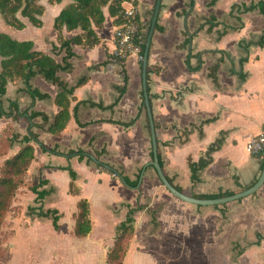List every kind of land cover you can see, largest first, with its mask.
I'll return each mask as SVG.
<instances>
[{"label": "crops", "instance_id": "obj_1", "mask_svg": "<svg viewBox=\"0 0 264 264\" xmlns=\"http://www.w3.org/2000/svg\"><path fill=\"white\" fill-rule=\"evenodd\" d=\"M156 1L135 0L136 20L143 33L149 32ZM261 1L216 0L208 6L210 0H161L156 23L159 30H154L149 49L147 94L161 168L171 185L185 196L197 200L231 197L251 188L260 177L264 154L251 156L246 145L264 132V46L256 45L264 34V16L257 11L233 16L230 12L235 5ZM39 4L44 9L39 18L41 28L18 16L23 25L18 30L6 25L0 16V33L18 43L32 42L35 52L61 63L65 52L59 48L54 20L69 1L52 5L40 0ZM130 7L123 5L126 10ZM103 14V25L94 28L100 44L93 48L72 44L71 70L57 75L69 87L87 79L73 93L65 130L59 136L33 130L46 148L80 150L93 161L97 160L94 152L105 151L97 161L103 168L78 162L76 157L44 154L32 144L35 159L26 180L47 181L44 189L50 193L38 203L35 195L21 188L13 201L21 216L12 221L13 228H52L51 219H40L36 214L40 208L55 211L59 230L52 228L53 242L73 249L68 251L74 252L69 262L106 264L116 228L133 211L134 236L123 264H264V239L256 245L257 236H264V184L256 194L240 201L195 206L172 197L148 167L151 141L146 110H140V61L136 55L123 63L114 58L116 26L107 9ZM81 34L79 30L63 32V37L71 40ZM188 56L193 69L200 65L198 71L187 69ZM30 84L51 99L35 101L29 113L44 114L51 123L59 112L54 105L59 89L41 76ZM117 100L112 109H106ZM2 102L4 108L16 102L21 113L32 103L21 81L7 85ZM26 116L23 113L17 122L0 119V137L7 127L18 136L17 143L0 159V166L18 152L20 141L32 129ZM132 120L136 122L130 128L110 123ZM185 131L191 132L186 135ZM217 143L220 146L210 154V164L192 182L188 162L205 159L208 149ZM67 167L76 174L73 187L77 194L70 193L72 181L60 170ZM109 167L137 186H126L108 172ZM81 200L88 203L91 223L85 238L74 235ZM29 208L35 209L34 214Z\"/></svg>", "mask_w": 264, "mask_h": 264}, {"label": "trees", "instance_id": "obj_2", "mask_svg": "<svg viewBox=\"0 0 264 264\" xmlns=\"http://www.w3.org/2000/svg\"><path fill=\"white\" fill-rule=\"evenodd\" d=\"M49 4L60 5L64 0H47ZM69 4L60 12V14L54 20V30L57 33V41L59 48L65 52V57L61 63H56L51 57L45 56L41 53L35 52L33 49L32 42L18 43L12 40L10 37L0 33V119L12 120L17 122L19 118L23 116V113L28 115L25 120L33 124L27 136L23 137L20 141L21 148L18 152L4 160L0 166V252L1 251V229L4 225V221L7 213L12 209L14 198L18 191L23 187L25 178L28 175L30 166L35 159V150L32 144L39 146L40 150L44 154H50L59 157H76L78 162L86 161L87 164H93L97 168H103V165L98 164L97 161L100 157L106 154L105 151L94 152V156L97 158L96 161L88 158L82 151H61L58 147L46 148L40 141L39 136L36 135L33 130H40L48 133L52 136H59L66 128L69 120V108L72 100L74 91L84 85L87 81L86 78L80 79L75 86L69 87L67 84L60 81L57 77L59 72H68L71 70V65L68 63L73 57L72 47L81 46L84 48H93L100 44V40L94 32V28H99L104 23L103 10L107 9L109 16L114 19L116 27L121 26L125 23L124 19V4L130 3L135 6V0H68ZM40 0H0V16L6 25L15 29H22L23 25L19 22L18 16L27 19L30 24L35 28H41L42 23L39 18L43 15L44 9L39 4ZM216 0H210L208 6H213ZM258 12L264 16V1L257 4H251L249 6L240 5L233 6L231 8L230 16L234 13L237 15H244L253 12ZM239 20V19H238ZM240 22V21H239ZM137 23V20H136ZM241 23V22H240ZM242 27V23L240 25ZM203 26L199 30H202ZM80 31L82 34L74 37L71 40H67L63 37V32L71 33L74 31ZM154 30H159L156 24ZM198 30V31H199ZM234 31L239 29H233ZM138 35L140 37V57H143L144 48L147 40V33H143L138 25ZM190 40L187 41V43ZM252 45L249 43V46ZM260 48L264 46V34L260 40L256 43ZM123 63L124 61L118 60ZM140 67L142 60L139 62ZM186 67L190 72L198 71L200 65L193 69L190 66V57L186 59ZM148 66H147V80H148ZM214 72H212L213 75ZM37 76H41L46 82L54 85L59 89V92L54 98V105L59 109V112L55 116L54 120L50 123L46 115L30 112L33 108L35 101H48L51 98L42 94L39 90L34 89L30 82ZM214 76V75H213ZM16 81L23 82L27 95L30 97L32 103L26 111L20 112L18 104L12 102L8 108H4L2 99L6 94V87L9 83ZM124 91V90H123ZM122 91V92H123ZM149 94V89L147 88ZM122 95V93H121ZM143 95V94H142ZM118 100L109 108L112 109ZM100 108L104 109L102 106ZM141 111L145 110V106L142 105ZM36 119H40L41 123H33ZM136 121L132 120L129 123H116L110 121L111 124H116L124 128H130ZM87 125H80L85 127ZM149 129V124H147ZM191 131H185L186 135H189ZM18 141V136L14 134L12 127H7L2 136L0 137V159L5 157L8 151H10L15 143ZM220 146L217 143L208 149L206 158L200 160L198 163L188 162V167L191 173L192 182L198 180V173L205 169L210 164V154L215 152ZM150 158L152 159V152L150 148ZM158 159L160 166L163 164L160 161L159 152ZM67 172L72 183L70 184L69 190L71 194H77L73 187V182L76 180V174L69 167L60 169ZM108 172L111 175H115L122 179L123 183L130 187L135 188L136 183H131L125 177H122V173H119L113 167L108 168ZM169 182V181H168ZM170 183V182H169ZM35 184V183H34ZM171 184V183H170ZM48 185L47 181H36L29 192L36 197V202L40 203L48 196L50 192L46 191L44 187ZM35 209L29 208L30 214H34ZM78 215L75 223L74 235L78 238H85L91 232V223L89 220L88 203L81 200L78 204ZM133 211L127 220L116 228L114 247L108 252L106 256V264H123L126 254L129 249V244L134 236V227L132 219ZM37 218L40 219H51L52 228L54 231H58L59 217L55 211L44 212L41 208L36 214ZM264 236H257L256 245H259Z\"/></svg>", "mask_w": 264, "mask_h": 264}, {"label": "rangeland", "instance_id": "obj_3", "mask_svg": "<svg viewBox=\"0 0 264 264\" xmlns=\"http://www.w3.org/2000/svg\"><path fill=\"white\" fill-rule=\"evenodd\" d=\"M28 176V175H27ZM22 189H29L36 184L25 178ZM13 207V204H12ZM29 212V211H28ZM20 212L14 207L7 213L1 234L0 264H71L69 255L73 249L64 248L63 244L53 242V230L50 227L13 228V220L20 218ZM15 231V232H14ZM11 248V251H10ZM10 251V258H9ZM72 260V257H71ZM81 264V262L79 261ZM73 264V263H72ZM102 264V263H101Z\"/></svg>", "mask_w": 264, "mask_h": 264}, {"label": "water", "instance_id": "obj_4", "mask_svg": "<svg viewBox=\"0 0 264 264\" xmlns=\"http://www.w3.org/2000/svg\"><path fill=\"white\" fill-rule=\"evenodd\" d=\"M160 3L161 0L156 1L155 9L153 12V16L151 19V24L149 28V32L147 35V40L144 48V53L142 57V63H141V75H142V91H143V103L145 106L148 124H149V131H150V141H151V152H152V159L151 162L148 164V167L153 168L155 171L157 178L161 185L164 187V189L174 198L190 205L195 206H219L224 205L236 201H240L243 199H246L254 194H256L261 187L264 184V161H263V167L260 174V177L256 181V183L249 189L236 194L231 197L222 198V199H216V200H197L188 196L183 195L179 191H177L166 179L164 176L163 170L160 166L159 159H158V146L156 141V135H155V129H154V123L149 103V98L147 94V66H148V56H149V49L151 44L152 35L154 32L155 25L157 23L159 10H160ZM142 177V176H141Z\"/></svg>", "mask_w": 264, "mask_h": 264}, {"label": "built area", "instance_id": "obj_5", "mask_svg": "<svg viewBox=\"0 0 264 264\" xmlns=\"http://www.w3.org/2000/svg\"><path fill=\"white\" fill-rule=\"evenodd\" d=\"M130 4V3H127ZM130 9H125V23L116 27L114 31V39L116 50L114 58L124 61L130 55L140 57V37L138 35V24L136 23V10L132 4ZM246 151L251 156H261L264 154V132L250 139L246 145ZM115 177V175H113Z\"/></svg>", "mask_w": 264, "mask_h": 264}]
</instances>
